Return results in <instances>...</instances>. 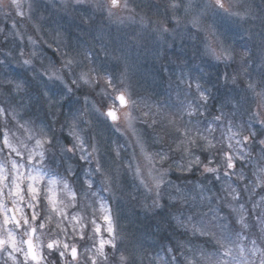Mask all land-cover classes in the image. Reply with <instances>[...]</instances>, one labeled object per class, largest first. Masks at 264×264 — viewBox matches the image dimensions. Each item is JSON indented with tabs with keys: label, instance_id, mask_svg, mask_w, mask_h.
I'll list each match as a JSON object with an SVG mask.
<instances>
[{
	"label": "clouds",
	"instance_id": "9594fccd",
	"mask_svg": "<svg viewBox=\"0 0 264 264\" xmlns=\"http://www.w3.org/2000/svg\"><path fill=\"white\" fill-rule=\"evenodd\" d=\"M0 264H264V0H0Z\"/></svg>",
	"mask_w": 264,
	"mask_h": 264
}]
</instances>
